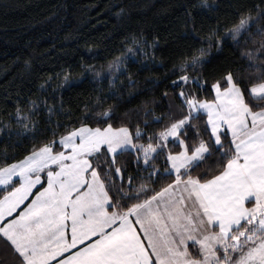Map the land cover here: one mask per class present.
Masks as SVG:
<instances>
[{"label":"snow or ice","instance_id":"obj_1","mask_svg":"<svg viewBox=\"0 0 264 264\" xmlns=\"http://www.w3.org/2000/svg\"><path fill=\"white\" fill-rule=\"evenodd\" d=\"M180 7L186 43L146 88L126 66L160 38L137 32L107 71L86 45L0 108V264H264V0Z\"/></svg>","mask_w":264,"mask_h":264},{"label":"trees","instance_id":"obj_2","mask_svg":"<svg viewBox=\"0 0 264 264\" xmlns=\"http://www.w3.org/2000/svg\"><path fill=\"white\" fill-rule=\"evenodd\" d=\"M136 5L130 17L119 23L108 8L113 3ZM187 0H0V108L13 107V102L36 93L49 75L71 65L75 68L80 58L89 59L86 45H95L97 57L105 71L114 56L119 54L122 41L132 33L142 32L146 37L158 36L155 67L148 57L137 56L128 62L127 72L137 81V90L147 87L149 78H162L165 66L186 41L183 34L181 5ZM218 3L220 14L232 11L234 0H209ZM35 50V51H33ZM240 50H237L239 52ZM152 53L149 51V56ZM213 55H217L213 52ZM223 63L235 54L225 49L219 54ZM31 67H25V61ZM148 68H144V64ZM79 76L77 72L75 74ZM119 75V73H117ZM120 75L117 86L127 84ZM107 91V82L103 85ZM93 85L84 83L65 93V101L76 103L85 94L90 95ZM127 95V93H125ZM138 98L131 106L139 103Z\"/></svg>","mask_w":264,"mask_h":264}]
</instances>
